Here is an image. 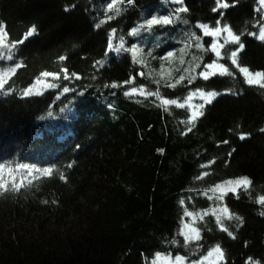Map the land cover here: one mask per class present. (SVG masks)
I'll list each match as a JSON object with an SVG mask.
<instances>
[{
	"label": "trees",
	"instance_id": "16d2710c",
	"mask_svg": "<svg viewBox=\"0 0 264 264\" xmlns=\"http://www.w3.org/2000/svg\"><path fill=\"white\" fill-rule=\"evenodd\" d=\"M226 2L235 7L213 13L216 0H185L188 11L177 19L171 0H0V264L189 257L174 249L183 211L208 209L219 197L211 189L240 177L251 185L213 207L242 218L222 217L235 239L206 216L197 247L203 255L219 244L223 264H264V88L245 83L234 67L233 76L198 75L215 54L212 38L195 25L215 26L221 12L222 25L245 44L241 65L264 71V42L248 35H258L264 9L257 11L259 0ZM170 14L169 25L140 27ZM113 28L114 49L105 55ZM134 28L137 35H129ZM121 38L126 47L138 45L137 63L115 51ZM235 47L225 45L221 63L231 66ZM133 87L144 94L125 95ZM197 90L220 94L200 109L199 95L188 100ZM157 91L159 99L146 95ZM190 108L203 112L191 123Z\"/></svg>",
	"mask_w": 264,
	"mask_h": 264
},
{
	"label": "snow or ice",
	"instance_id": "6c2138e0",
	"mask_svg": "<svg viewBox=\"0 0 264 264\" xmlns=\"http://www.w3.org/2000/svg\"><path fill=\"white\" fill-rule=\"evenodd\" d=\"M124 0H119V3H123ZM132 0H129V3H131ZM172 4L175 5H179V7H176L174 9V14L176 16L177 19H179V14L181 13H185L188 11V8L185 6V0H171ZM259 5L260 8L257 9V11H260V9H264V0H259ZM109 10H113L114 9V4L113 3H109L107 5ZM229 7H235V5H230L229 3L226 2V0H216V6L213 7L212 12L213 13H217L220 12L221 9L227 10ZM68 9H65V11H67ZM115 12L117 15H119L120 9L116 8ZM220 19H217L215 22V26H210L207 23H197L195 25L196 28L202 30L203 36L204 37H210L211 39V44H210V50L212 53L215 54V59L210 62V63H206L204 65V68L201 72H199V76L204 80V81H209L212 77H215L217 75L219 76H233L234 73L231 70V68H235L240 74H242L245 83H247L248 85L252 86V85H257L260 88H264V71H251L248 67L242 66L239 60V53L241 51H243L245 49V44L241 41V36L235 34L232 29L227 25V24H223L222 25V19L224 18V13L221 12L220 13ZM108 19H112L111 16L108 17ZM173 23V19H172V15H162V16H153L151 19H147L145 24L141 25L140 27L142 29H146L148 31H151V29L153 28L154 25H169ZM185 24L188 23L187 20L184 21ZM97 27H99V25H97ZM36 32L35 28H32L28 33L27 36L30 37L32 36L34 33ZM116 33V29H112L111 32L108 35V43H107V52L105 53V55H108L109 53H111L114 49V45H113V37ZM138 30L137 29H132V31L129 33V35H137ZM222 34H226V35H222ZM248 35L250 36H254L257 40L264 42V19H262L261 22V26L259 28V34L257 35L254 32H250ZM193 37L199 41V37H197L195 35V33H193ZM25 39H27V37H25ZM223 41L222 43L220 41ZM234 45L236 46L234 48V50H230V55L227 56L228 59H230L231 61V66H226L225 63H221L220 61L225 59V55H222V49H225V45ZM13 47H15V45H13ZM197 47H202L201 44L197 43ZM121 50H124L125 52H129L131 54V58L133 63H137V54L139 51V47L136 43H132L131 47H126L125 46V42L124 40L121 38L120 43L118 46L115 47V51L116 52H120ZM167 57L172 56V52L169 51L166 53ZM3 57H0V59H2ZM165 57H161V59H164ZM8 59L11 60L12 59V55L9 54L8 55ZM97 64H101L102 65V61H97ZM140 63H142V61H140ZM200 65L196 64L195 68H199ZM195 68L193 69V71H195ZM11 72H15V69H10ZM67 72V70H65ZM43 75L45 77L49 76L50 73L48 72H44ZM73 76H76V73H72ZM140 75H143V73H140ZM58 78V77H57ZM80 77L77 76V79H79ZM65 79H68V76L65 75ZM185 79L184 76L180 77L179 81H176V83L170 84L169 87H173L175 88L177 83H180V81H183ZM196 76H191L189 77V83H192L193 81H195ZM134 81L133 79H129L124 81V84H132ZM39 83V82H38ZM4 81L2 79H0V87H3ZM112 88H117L118 85L116 83H113L111 85ZM31 91V90H29ZM63 91L65 93L69 92L70 89L69 88H64ZM141 93L144 94V89L140 88L137 89L135 87H133L131 89V92H125V95H131L134 93ZM220 93L216 92V91H203V90H197L196 92H192L189 94L188 96V100H191L193 96L195 95H199L201 97V99L204 100V104L199 105L200 109H203L205 107V104H211L212 101L219 95ZM81 95H84L83 93H81ZM146 95L151 96V95H155L158 99L160 98V93L159 91L152 93V92H148L146 93ZM163 104L168 105V104H175L177 107H184L183 104L179 103L177 100H168L165 99L162 101ZM198 115H203V112H197V111H193L192 115H191V119L189 120V123L195 121L198 118ZM191 129H189L190 131ZM264 131V130H262ZM246 137L244 135L240 136V140H245ZM224 144H228V141H224ZM232 151H235V149H233ZM229 156L232 155V152L228 153ZM213 163H215V161H213ZM2 167V166H0ZM23 167V166H22ZM201 167H207V165H201ZM45 172H50V169H44ZM204 175H208V173H204ZM203 178V177H200ZM63 179V177H62ZM252 183V181L248 178V177H240L238 179L232 180L229 179L227 181H225L223 184H217L213 189H211V191L213 193L220 191V196L217 197V199L222 200L224 195L227 192H233V193H237L238 188L239 187H243L245 189L248 188V186H250ZM209 199H212V197H209ZM258 203L264 205V197H261L258 201ZM180 204L183 205L184 204V200L180 201ZM212 212L213 215H215L216 217V223L218 225H220V229L221 231H227L228 235L230 237H232L233 239H235V236L233 235V233L231 231H228V229L226 227H224L223 223H222V215L228 219V220H232L233 218L237 219V220H241L242 222V218L240 217H234L233 214H231L229 212V209L227 207H224L222 209L216 210V209H212L210 210ZM220 213V214H218ZM222 214V215H221ZM185 216H195L194 213L187 211V209H185L184 212ZM203 215H208L207 212L203 213ZM262 215H264V213H262ZM185 229H188L187 231L182 230L180 235H182L184 237V244L185 246L189 245L193 240H199L200 239V232L197 228L192 227L189 229L188 225H184ZM215 258L216 260L220 261L221 264H223L224 261V252L221 248V246L219 244H217L215 247L211 248L210 250L207 251V255H202L200 257L199 260H193L191 262V264H205L206 261H209L210 258ZM185 260L186 257L183 255H176L173 259V257L169 254V255H162L160 253L156 254V258L155 260H153L152 264H157V261H163L164 264H185Z\"/></svg>",
	"mask_w": 264,
	"mask_h": 264
},
{
	"label": "rangeland",
	"instance_id": "374dc122",
	"mask_svg": "<svg viewBox=\"0 0 264 264\" xmlns=\"http://www.w3.org/2000/svg\"><path fill=\"white\" fill-rule=\"evenodd\" d=\"M196 99H199V97L194 96V97H192L191 100H189V102L194 101ZM190 110H191V113L194 110L198 112V108H190ZM215 193H217L219 196L221 194L220 191H217ZM188 202L189 203H192V200L190 199V197L188 198ZM221 202H222V200L217 199V200H215L214 204H212L211 207H208V209L203 210L201 212H196L195 213L193 211H189V212H192V213L195 214L194 217L193 216H185L184 215L185 210L183 211L182 216H181V218L179 220V227H178V231H177V234H178V242L174 245V249L177 252L186 253L189 256V257H186L185 264H191V262L194 259L195 260H199L200 257L202 256V255H200V251H199V248L197 246H199L198 245L199 242H201L202 239H203V237H201V233H202L201 227H202V223L204 222V217L211 216L213 219L216 220L215 215H213L210 210H212L214 206H218V203H221ZM205 212H207L208 215H203V213H205ZM218 214H220V213H218ZM222 217H223V215H222ZM184 225H188L189 226V229L192 228V227L197 228L199 230V232H200V239L198 241L197 240H193L189 245L185 246V244H184V237L182 235H180V233H181L182 230H184V231H187L188 230V229H185L184 228ZM203 248L204 247H202V249ZM175 255H181V254H175ZM203 255H207V252H206V254L204 253ZM172 257L174 259L175 256H172ZM155 258H156V256H155ZM153 260H155V259H153ZM219 262L220 261L216 260L213 257V258H210L209 261H206L205 264H219ZM157 264H164V262L163 261H157Z\"/></svg>",
	"mask_w": 264,
	"mask_h": 264
}]
</instances>
